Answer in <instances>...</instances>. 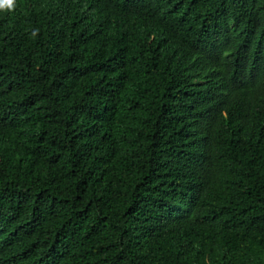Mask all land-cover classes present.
Instances as JSON below:
<instances>
[{"label":"trees","instance_id":"16d2710c","mask_svg":"<svg viewBox=\"0 0 264 264\" xmlns=\"http://www.w3.org/2000/svg\"><path fill=\"white\" fill-rule=\"evenodd\" d=\"M15 3L0 264H264V0Z\"/></svg>","mask_w":264,"mask_h":264},{"label":"clouds","instance_id":"9594fccd","mask_svg":"<svg viewBox=\"0 0 264 264\" xmlns=\"http://www.w3.org/2000/svg\"><path fill=\"white\" fill-rule=\"evenodd\" d=\"M16 7L15 0H0V10H8V11H14ZM36 31L38 30H33L32 35H36Z\"/></svg>","mask_w":264,"mask_h":264}]
</instances>
